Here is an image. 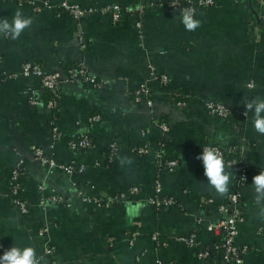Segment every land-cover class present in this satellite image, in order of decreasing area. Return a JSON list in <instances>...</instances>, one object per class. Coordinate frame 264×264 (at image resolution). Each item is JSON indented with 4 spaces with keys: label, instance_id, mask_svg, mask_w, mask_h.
I'll list each match as a JSON object with an SVG mask.
<instances>
[{
    "label": "crops",
    "instance_id": "1",
    "mask_svg": "<svg viewBox=\"0 0 264 264\" xmlns=\"http://www.w3.org/2000/svg\"><path fill=\"white\" fill-rule=\"evenodd\" d=\"M46 1L53 5L60 0ZM67 1L81 7L117 4L124 11L141 7L140 37L136 17L126 12L115 24L97 12L74 21L61 10L40 5L34 11L16 0H0V19L11 22L17 10L33 19L18 39L0 34V251L14 244L33 246L42 264H221L216 257L197 259L194 250L175 238L190 228L197 249L221 239V231L206 227L222 218L216 211L222 196L208 186L203 163L196 159L202 145L213 144L236 147L249 169L236 244L247 247L243 264H264V202L256 203L252 185L264 169V136L255 131L251 113L241 116L244 99H264V8L257 0H214L195 15L200 26L187 31L178 12L150 5V0ZM23 61L47 72L82 64L101 85H61L52 112L44 107L38 80L18 76ZM147 65L165 76L167 84L150 79ZM141 84L148 89L149 107L133 96ZM26 90L36 93L37 105L27 104ZM176 97L183 107L174 106ZM205 101L222 104L233 114L209 115ZM91 116L98 121L89 122ZM159 122L166 123V132L155 125ZM51 127L62 139H53ZM80 136L88 137L91 146L69 149L68 140ZM109 143L116 150L108 161L104 155ZM139 145H147L149 153L132 151ZM30 146L48 151L57 163L82 165L83 171L68 176L42 167L30 156ZM155 154L178 162L159 179L160 194L175 202L166 209L145 202L152 194ZM121 157L132 164L121 167ZM17 162L25 215L6 197V179ZM230 171L234 176L229 189L235 178ZM125 186L138 187L135 201L96 204L95 198ZM50 194L63 203L41 201ZM201 198L213 203L200 205ZM129 233H136L131 243L126 240ZM153 233L157 242L150 240Z\"/></svg>",
    "mask_w": 264,
    "mask_h": 264
},
{
    "label": "built area",
    "instance_id": "2",
    "mask_svg": "<svg viewBox=\"0 0 264 264\" xmlns=\"http://www.w3.org/2000/svg\"><path fill=\"white\" fill-rule=\"evenodd\" d=\"M17 3L25 4L30 9L36 11L39 6L53 10L63 11L74 21L79 20L83 16L97 12L100 15H104L108 18L111 24H115L120 19L122 13L131 14L136 17L134 28L140 37L141 24L139 18L142 13L141 7H136L124 11L117 4H104L100 6L81 7L78 4L70 3L67 0H60L56 4H49L46 0H16ZM260 7L264 8V0H257ZM150 5L164 8L169 11L178 12L180 15L185 9H193L195 15L214 5V0H150ZM78 44L80 48L85 49L86 44L81 37L78 38ZM262 53L264 54V46L262 47ZM148 77L150 79L157 80L160 84L166 85L168 79L163 75H157L154 72V68L151 65H147ZM18 76L23 78L32 77L38 80L39 87L43 92H46L48 97L44 102V107L49 111H54L58 100V91L63 84H76L85 85L91 88H99L100 83L90 74V72L82 64H74L65 67L61 71H44L38 64L31 61H23L18 70ZM148 89L144 84L139 85L133 93L135 101L143 98L149 107L150 103L148 100ZM26 96V102L29 106L33 107L38 104V97L32 90H26L24 93ZM173 104L175 107H183L184 103L181 100L174 99ZM205 112L209 115H215L221 118H227L233 113L230 109L222 104L205 101L203 103ZM242 117H245L244 112L241 113ZM89 122H97V116H91L88 118ZM161 132L167 131V125L165 122L155 123ZM51 133L53 139H59V134L55 131L54 127H51ZM69 149H86L91 146V141L86 136H80L78 138L69 140L67 142ZM203 147H216L218 148L224 158L226 168L233 169L235 171V178L232 186L230 187L227 194L221 197V202L216 205V211L222 215V218L213 226H207V231H213L217 228L221 231V239L217 243H212L201 249L198 248L196 234L190 229H186L184 235L176 236V240L180 242L184 247L189 250L195 251V256L199 260H210L212 257H216L221 264H243L242 255L247 251L245 245L238 246L236 244V238L238 236L237 224L241 221L239 205L241 201V192L245 187L248 179L249 169L244 164L238 155V151L234 146H228L220 148L213 144H204L199 148L198 156L202 154ZM52 149V146L48 147V150ZM29 153L33 160L37 161L42 167L47 169H56L68 176L78 174L83 171L82 165H74L72 162L68 163H57L52 157L49 156L48 151L39 147L30 146ZM106 153L104 155L105 160H110L116 150L114 143H109L106 146ZM138 155H146L150 149L147 145H139L132 148ZM21 162H17L9 170L8 177L6 179L7 192L6 197L11 207L21 215L27 213L26 202L22 199V184H21ZM178 166V162L175 159H162L159 155L155 154L154 158V169L155 179L152 183V194L145 199V202L152 206L154 209H166L175 206L173 197L162 196L160 194V176L162 174L172 172ZM41 189V187H39ZM139 189L137 186H130L124 191L116 190L112 194H106L102 198H95L97 205L108 207L110 205L133 202L137 199ZM82 201H88L86 197H80ZM43 202L49 204H60L63 203V199L57 195H48L41 199ZM213 203L210 198H201L199 200L200 205H211ZM44 230L39 229V233H43ZM136 233H129L127 235V241L131 243L134 240ZM157 235L155 233L150 235V240L157 242ZM4 250L0 251V256L4 254ZM137 261V258H136ZM155 264H162L156 260Z\"/></svg>",
    "mask_w": 264,
    "mask_h": 264
},
{
    "label": "clouds",
    "instance_id": "3",
    "mask_svg": "<svg viewBox=\"0 0 264 264\" xmlns=\"http://www.w3.org/2000/svg\"><path fill=\"white\" fill-rule=\"evenodd\" d=\"M181 23L187 31H195L201 22L195 18L193 9H185L181 13ZM33 19L25 17L24 14L17 10L9 22L7 18L0 19V34L10 36L11 39H18L21 34L31 27ZM244 115L247 117L248 113L252 114V123L255 131L264 136V99L252 98L250 101L244 99ZM196 159L202 161L204 176L207 178L208 186L215 190V192L223 196L229 191V184L231 178L234 176L229 170L226 171V165L221 151L216 147H203L201 155ZM120 165L132 164V160L128 157L120 158ZM255 200L257 204L264 202V169L253 177ZM264 214V209H261ZM0 264H42V257L38 258L35 247L26 246L19 247L14 244L0 256Z\"/></svg>",
    "mask_w": 264,
    "mask_h": 264
},
{
    "label": "trees",
    "instance_id": "4",
    "mask_svg": "<svg viewBox=\"0 0 264 264\" xmlns=\"http://www.w3.org/2000/svg\"><path fill=\"white\" fill-rule=\"evenodd\" d=\"M44 94H45V98L43 99V101L45 102L46 100H47V97H48V95H47V93L46 92H44ZM176 99H177V97H176ZM179 99V98H178ZM179 100H182V99H179ZM59 139H62V137L61 136H59ZM63 140H65V139H63ZM70 140H72V139H70ZM69 141V140H68ZM129 186H125V187H120L118 190H120V191H124V190H126L127 188H128Z\"/></svg>",
    "mask_w": 264,
    "mask_h": 264
}]
</instances>
